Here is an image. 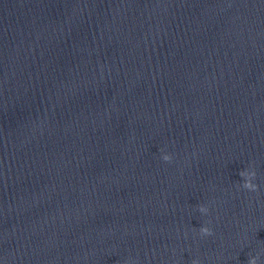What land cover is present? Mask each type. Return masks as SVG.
<instances>
[{
	"label": "clouds",
	"instance_id": "9594fccd",
	"mask_svg": "<svg viewBox=\"0 0 264 264\" xmlns=\"http://www.w3.org/2000/svg\"><path fill=\"white\" fill-rule=\"evenodd\" d=\"M161 152H162V156H161L162 160L164 162H171L172 160L171 154L165 153L164 149H161ZM239 175L242 178V184L240 185V187L250 192H256L259 190V185L257 183H254L257 177V173L254 168L243 169L239 173ZM198 211L202 214H207L208 208L203 205H200L198 207ZM199 232L202 236L213 235L212 229H210L207 226H201L199 228ZM259 262H260L259 255H249L248 256L247 264H259ZM191 264H199V261L196 259H193Z\"/></svg>",
	"mask_w": 264,
	"mask_h": 264
}]
</instances>
